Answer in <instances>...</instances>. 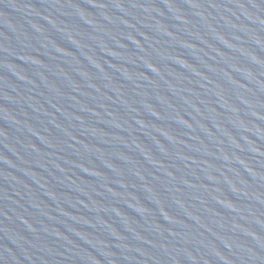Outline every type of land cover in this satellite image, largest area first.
I'll return each instance as SVG.
<instances>
[{
    "label": "water",
    "instance_id": "1",
    "mask_svg": "<svg viewBox=\"0 0 264 264\" xmlns=\"http://www.w3.org/2000/svg\"><path fill=\"white\" fill-rule=\"evenodd\" d=\"M0 264H264V0H0Z\"/></svg>",
    "mask_w": 264,
    "mask_h": 264
}]
</instances>
